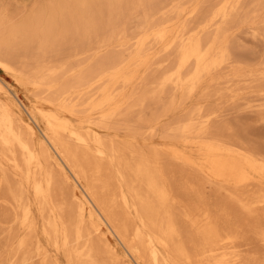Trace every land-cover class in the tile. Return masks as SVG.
I'll return each mask as SVG.
<instances>
[{
    "label": "bare ground",
    "instance_id": "obj_1",
    "mask_svg": "<svg viewBox=\"0 0 264 264\" xmlns=\"http://www.w3.org/2000/svg\"><path fill=\"white\" fill-rule=\"evenodd\" d=\"M246 1L251 9L240 12ZM153 3L47 0L16 13L0 7V68L19 82L25 72L50 104L27 108L43 124L36 146L32 124L0 98V184L18 210L6 218L25 229L6 264L34 257L60 264L33 234L28 189L43 233L67 264H264V134L218 122L220 106L208 102L251 97L264 107V53L259 64L241 65L228 31L242 23L264 27V0H213L205 8L203 1L185 8L169 0L161 8L168 5L171 16L162 21L143 19L129 36L119 27ZM151 45L168 65L151 67L158 53ZM21 57L27 60L18 66ZM4 84L0 78V91L11 94ZM194 96L164 125L162 142L138 144L139 134L155 133L159 118ZM117 122L126 139H119ZM67 182L77 190L67 193Z\"/></svg>",
    "mask_w": 264,
    "mask_h": 264
},
{
    "label": "rangeland",
    "instance_id": "obj_2",
    "mask_svg": "<svg viewBox=\"0 0 264 264\" xmlns=\"http://www.w3.org/2000/svg\"><path fill=\"white\" fill-rule=\"evenodd\" d=\"M47 0H27V1H19V0H0V7H7L11 13H16L19 11L27 10L33 4L38 2H43ZM169 0H154V3L151 5L140 6L137 10V15L133 20L125 22L121 24L119 27L123 28L127 35L134 34L136 32L141 31L142 24L141 21L146 20L145 23L147 24H154L159 21L165 19L167 15L171 16L168 13L169 6L167 5L163 7ZM203 1L202 5L205 8L208 5V2L213 0H174V2H179L185 8H188L191 4L195 2ZM26 2V3H25ZM25 3V4H24ZM161 8L159 11L158 9ZM251 9V4L249 2L241 4L239 8L240 12H245ZM203 11V9H202ZM168 16V17H169ZM165 17V18H164ZM185 17V16H183ZM201 13H198L196 17L193 18L192 21L189 22L190 25L195 24L198 20H200ZM192 19V18H191ZM230 36L234 38V54L237 56H241V65H256L262 60V54L264 53V27L260 26L257 30L253 31L251 28L246 26V23H242L240 25H231L230 29L228 30ZM112 49V47H111ZM119 50L118 47H114L113 51ZM131 50V46H129L124 53H127ZM151 52H158L154 58L151 67L152 68H162L169 63V58L165 56L163 51H159L158 45H151L150 49ZM26 58H19L18 62L16 63L18 66L21 65ZM237 65L236 62L232 61V66ZM27 74L22 72V75L19 74L24 80V82H19L15 78V76L0 68V78L2 79L4 87L10 91L11 94H3L0 91V98L9 103V105L24 119L29 121L35 131L33 141L35 142L36 146H39L42 141L41 130L43 127L42 122L36 121L34 122L28 115L27 108L35 109L36 106L49 108L50 104L45 101V97L47 96V92L43 91L41 88H35L31 84L27 82ZM248 91L246 87H240L238 89L239 93L245 94ZM254 97H252L253 99ZM251 97L245 98H238L233 100L232 98L225 97L224 99L218 100L214 96L208 99L209 103H218L220 106L221 113L216 119L218 122H228L234 126L240 125H247L253 128L258 134H264V107H259L256 104L258 103L257 100H250ZM197 101L196 96L192 97L191 99L187 100L183 106V109H176L171 114L162 116L159 118L157 122V129L155 133L149 134L148 131L139 134L136 137L138 144L141 145H148V144H159L163 141V127L164 125L170 121L172 117H175L181 114L184 111H187L189 107H191ZM207 103V101L205 102ZM151 112L150 107H145L144 113L149 115ZM74 120V119H73ZM75 123V121H73ZM117 128V135L119 139H126L127 133L122 125L119 123L114 124ZM100 134L105 136H112L114 133V129L109 131H105L99 129ZM257 136V135H256ZM258 137V136H257ZM256 138V137H254ZM4 168L8 171H12V167L9 165L4 166ZM12 180H18L17 176H13ZM77 190V188L73 187L71 183L67 182L64 186V190L72 192V190ZM205 191L207 193H211V187L209 185H205ZM3 186L0 184V264H6L9 258L13 257V251L16 244V240L18 237H21L25 234V229L21 227L17 221L7 219V216H13L15 212H18L15 203L10 200L7 196L5 197V193L2 191ZM26 195L31 200L33 204V212H34V222H35V230L33 234L36 238H40L42 243L48 248V254L51 259H54L56 256L59 258L60 264H67L66 258L63 256L61 252L55 251L51 244L49 238L43 233V216L38 209V206L35 202L34 196L30 189L26 190ZM61 198L57 195L55 196V203H59ZM87 214V212H86ZM93 221H97L96 218H92ZM102 231L104 233V238L107 239L111 245L115 246L116 251L120 257L124 255V249L116 238V236L109 232L104 224L101 225ZM14 236V239L9 240L10 235ZM92 236H96L95 234H91ZM253 245V244H251ZM250 245V246H251ZM17 264H26L24 262H19ZM31 264H38L37 257L32 259Z\"/></svg>",
    "mask_w": 264,
    "mask_h": 264
}]
</instances>
